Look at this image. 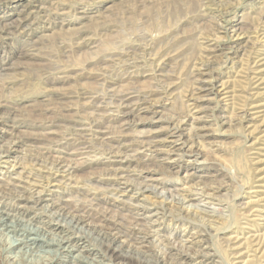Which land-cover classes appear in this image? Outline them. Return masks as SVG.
Returning a JSON list of instances; mask_svg holds the SVG:
<instances>
[{
    "label": "rangeland",
    "instance_id": "rangeland-1",
    "mask_svg": "<svg viewBox=\"0 0 264 264\" xmlns=\"http://www.w3.org/2000/svg\"><path fill=\"white\" fill-rule=\"evenodd\" d=\"M37 2L49 8L45 16L30 13ZM51 3L54 6H50ZM224 18L230 21L228 28L262 24L264 0H0V29L8 28L0 38V148L9 147L10 161L15 163L14 168L0 163V188L9 189L12 183L24 184L23 179H17V174L24 165L27 168L33 156L45 164L59 157H69L70 161L66 162L74 169L69 184L63 179L61 183L53 181L39 195L25 193L26 199L4 196L0 200L20 212L25 221L36 226L50 223L65 230L74 243L72 254L79 249L81 255L95 258V253L103 252V246L89 228L85 225L72 228L67 217L57 214V207L75 202L74 196L77 199L84 194L87 198L94 197L93 202L83 198L81 202L96 216L102 215L100 208H107L108 216L114 213L115 217L134 218L139 222L135 229L149 230L160 238L169 237L172 242L180 240L192 247L195 244L191 241L197 239L193 234L197 225L189 219L178 221L168 212H164L163 218L161 214L147 215L153 207H160L157 202L161 196L155 195L151 188L138 198L136 194L131 198L148 203L149 209L142 211L127 203L126 196L114 198L101 190H90L102 184L106 169L119 166L133 173L135 181L166 191L181 190L185 185L195 188L204 183L220 186V198L228 203L253 199L255 193L249 196L248 191L256 190L264 196V187L258 186L261 182L253 179L264 176V138L259 137L264 133V126L251 119L254 110L246 107L247 103L264 102V95L250 97L243 91L246 77L251 73L247 70L248 60L257 55L259 48L264 56V42L255 47L247 38H237L231 30L227 34L216 32L213 28L226 24ZM250 32L253 39L256 35ZM207 39L211 44L216 41L215 49L207 53V59L200 60L198 46ZM127 48L135 49L138 54L131 58L126 54L117 55L120 50H129ZM153 48L169 53L162 70L173 75L177 83L175 92L179 94L189 84L188 80L185 83L184 75L179 74L183 61L197 58L199 66L207 63L213 68V79L204 83L198 100L187 108L190 116L185 117L181 97L175 100L176 97L164 96L155 99L146 109L128 115H105L106 123L101 125L100 131L83 133L85 139L90 135L95 137L91 138L93 146L99 141L96 138L102 140L115 135L123 137L125 142L140 137L153 138L156 151L139 152L141 149L132 147L118 156L89 148L75 151L78 142L73 141L63 142L61 147L49 144L50 135L60 134L68 124L85 121L91 110L83 113V101H74L75 95L80 92L101 94V78L106 72L108 80H116V90L152 86L155 82L148 54L154 52ZM111 55H117L113 56L115 64L103 72L102 58ZM138 60L142 62L136 67L119 66L123 61L133 64ZM261 73L264 76V71ZM222 83L233 87L229 88L232 92L226 93L229 89H223ZM255 91L256 88L252 89ZM183 102L187 104L185 99ZM147 105L141 103L139 108ZM180 121V127L175 128ZM257 137L260 140L252 145ZM255 168L262 170L256 172ZM84 183L89 184L88 191L81 188ZM256 206L264 208V201ZM221 212L227 214L224 210ZM205 240L208 255L197 258L189 251L168 245L163 249L167 253L166 261L169 264H214L210 259L214 242ZM154 243L148 236L143 249L152 250ZM125 254V251L120 252V256ZM260 254L257 258L251 257L247 264H264V253ZM67 255H62V264L73 263L72 256ZM0 259L3 261L5 257ZM215 260L220 261L218 254ZM121 262L119 257L110 263Z\"/></svg>",
    "mask_w": 264,
    "mask_h": 264
},
{
    "label": "bare ground",
    "instance_id": "bare-ground-1",
    "mask_svg": "<svg viewBox=\"0 0 264 264\" xmlns=\"http://www.w3.org/2000/svg\"><path fill=\"white\" fill-rule=\"evenodd\" d=\"M37 3L38 4H34V10L30 13L35 12L36 17L40 15L45 16L49 8L45 3ZM228 4L229 6L233 5L232 3ZM49 5L54 6L53 3ZM23 19H25V17ZM223 22L226 23V26L221 25L213 29L218 33H221L220 31H225V34L231 30L237 38H247V41L251 43V45L257 44L258 46V43L264 42V21L261 22L262 24L251 25L248 28L240 27L241 25L230 26V28H228L229 19L224 18ZM2 28L0 29V31L3 30L2 34L0 33V38L5 35L4 32H7L8 29L7 27ZM249 32L251 34L255 33L256 36H253L254 38L252 39ZM201 35L202 33L198 34L199 37H201ZM214 39L216 40L217 37ZM215 40H213L212 44L208 39L206 43L199 44L197 57H200V60H202L203 57L207 59V53L215 49L213 45L216 42ZM228 49H231V47H228ZM261 49L262 48L256 50L255 54L257 55L248 60L249 65L247 70L251 73L246 77L247 83L243 91L250 95V97H263L264 95V87L262 86L264 85V76H261L263 75L261 72L264 71V68H260L264 65V56L262 57L259 53ZM134 50L135 49H129L127 51L120 50L117 55L125 56L126 54L131 58L138 54L137 51ZM152 51L154 52L148 55L150 56L149 65L152 67L151 71L155 83L146 89L129 87L116 90L114 86L117 85V82L113 79H107L108 72H106V70H110L113 67L115 64V58L113 56L117 55L102 58V63L105 64L103 65L105 71H102L106 72V75H102L101 78V94L92 95L80 92L77 93L75 95L76 98H74V101H83L82 112L86 113L84 111L91 110L90 114L86 116L84 122H80V124H68V128L60 134L50 135L47 138L49 144L54 143L61 147L63 142L69 144V141H73L78 142L76 143L78 148H74L75 151H77V149L89 148V150L95 149L99 150L98 152L118 156L121 155L124 149L132 147L141 149L139 152L142 150L156 151L153 138L140 137L125 142L123 137L115 135L116 137H107L102 140L96 138L99 141L97 145L93 146L91 138L95 139V137L90 135L91 137L85 139L86 135L83 133V131L86 130L100 131L101 125L106 123L104 120L105 115L109 116L113 115V113L128 115L136 110L146 109L153 104L155 99L160 100V98L164 96L169 99L176 97L175 100L181 97L182 100L180 105L186 108L185 117L190 116L187 108L198 100L200 92L205 87L204 83H208L213 79L211 72L213 68H210L207 63L206 65L199 66L197 58L184 59L185 61L180 65L181 69L179 74L181 76L184 75V79H186L185 83L188 80L189 84L186 86V89L179 94V92H175L177 89H175V85L177 83L173 80V75L162 70V65L169 60V53L163 54L162 51H159V49L154 50V48ZM192 52H190V54H192ZM226 59H229V56H226ZM140 61L142 62V60H138V62H134L133 64H127L126 61H123L119 66L127 65V67L132 68L138 66L137 64L140 63ZM202 66L206 69L202 70ZM178 80L180 81L181 79L178 77ZM225 84L222 83V88L229 89L230 87H226ZM254 88H256V91L252 92ZM230 89H233V87ZM230 89L227 90L226 93L232 92ZM184 99L187 104L183 102ZM190 101L191 104L189 103ZM141 103L148 105L144 106V108H139ZM263 106L264 102H253L250 105L249 103L246 104L248 109L254 110L251 119L259 122V126H264ZM243 110L245 111V109ZM181 123L180 121L175 128H179ZM256 128L257 126L255 125L254 130ZM259 137L264 138V133ZM259 137L255 139L252 145L260 140ZM9 152V147L0 148V163L10 165L14 168L15 163L10 161ZM33 157L34 158L28 162L27 168H25L24 165L23 168L18 171L17 179H23L24 184H20V186L19 184L12 183L9 189L0 188V199H3L4 196H13V198L18 196V198L26 199V197H24L25 193L39 195L45 187L50 185L53 181H57L58 183L64 181L67 184L71 182L70 180L74 169L66 162L70 161L71 158L59 157L45 164L41 161L39 162L38 159L40 158L36 156ZM257 162H262V160H258ZM261 170L262 169H256V172H260ZM103 174L105 178L100 182L102 184L94 186L90 188V190H101V193H108L114 196V198L126 196L127 203L135 207L138 211H142L149 209L148 203L140 202L139 199L132 201L131 198H133V194H136L138 198L145 190L151 188L155 195L161 196V200L157 202L160 207L158 209L153 207L147 212V215L153 216L161 214V218H163L166 216L164 212H168L172 219L178 221L189 219L193 221L197 225L193 233L197 239L192 240L191 243L195 245L193 247L190 245L186 246L180 242V240H178V242H172L169 237L160 238L158 234H152L149 230L135 229L139 224L138 220L124 215L115 217L114 213L112 216H108L106 214L108 211L107 208H100L102 215L96 216L87 211V207L81 202L83 199L87 202H93L95 198H87V195L84 194L82 197L83 199L81 197L77 199V196H74L75 202L73 204L67 203L57 207V214L60 217H67L71 222L72 228L81 227L83 225L87 226L91 235L103 246V252L100 255L95 253V258H88L87 256L81 255L79 249H76V254H72V251H74V243L71 237L64 233L65 230H62L58 226H51L50 223H44V226H36L30 221H27V219L25 221L24 216L22 217L20 212L11 209L9 204L0 200V257H5L3 261L0 259V264H62V255L67 254V256H72V264H111L110 262L119 257L122 261L121 264H159L160 262H162V264H169L165 259L167 256V253L163 250L165 246H176L181 251H189L194 257L199 255L204 256L209 254V250L206 249V238L214 242L215 249L210 258L211 262L214 264H216L215 262H220L221 264H247L251 261L249 260L251 257L257 258L260 253V255L264 253V208L256 206L259 202L264 201V196H261L256 190L247 192L249 196L255 193V199H251L247 196V198L251 200L228 203L224 201V198H220L219 192L222 190L220 186H210L204 183L202 185H197L195 188H190L192 187L191 185H185L181 190L175 189L174 191H166L160 188L158 189L155 185L142 184L141 182L135 181L133 173H129L119 166L106 169ZM234 179L238 178L235 177ZM253 179H255L256 182H261L258 185L259 187H264L262 183L264 181V176H259L258 178L254 176ZM18 186H20V188H18ZM88 187L89 184H81V188L85 191H88ZM161 187L163 188L162 185ZM193 200L196 202L191 203ZM129 201H132V203ZM98 203H100V201H98ZM98 205H95V207H99ZM218 206H220L221 209L217 208ZM223 210L227 212L226 215L222 214L221 211ZM156 219H158V217ZM229 229L231 231H229ZM261 230H263V232L259 233ZM225 232H229V234ZM56 233H60V235ZM148 236L151 238V241L155 240L152 250L143 249V244ZM44 246L46 247L45 249L42 248ZM121 251H125L126 254L120 256ZM216 254H218L220 261L215 260ZM96 256L99 257V259H97ZM230 258H232V260ZM198 261L200 260H197L196 263H199Z\"/></svg>",
    "mask_w": 264,
    "mask_h": 264
}]
</instances>
